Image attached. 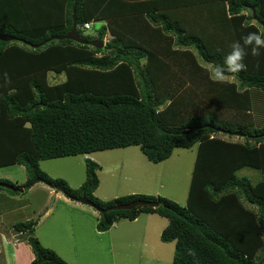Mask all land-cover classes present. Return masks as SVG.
I'll use <instances>...</instances> for the list:
<instances>
[{"label": "trees", "instance_id": "obj_1", "mask_svg": "<svg viewBox=\"0 0 264 264\" xmlns=\"http://www.w3.org/2000/svg\"><path fill=\"white\" fill-rule=\"evenodd\" d=\"M74 6L82 39L97 40L83 27L103 22V49L51 39L71 31ZM250 32L264 34V0H0V35L14 38L0 40V169L19 165L28 176L22 185L0 183L23 195L37 182L62 186L103 209L158 202L100 215L98 231L157 214L169 221L161 240L176 243L172 264H264V48L256 57L246 48L244 70L225 83L207 71ZM51 74L65 80L53 83ZM196 145L185 206L143 194L104 202L94 195L100 167L89 159L76 191L40 169L41 161L131 146L157 164ZM243 168L261 171L262 181L238 178ZM4 192L21 195L0 186ZM37 224L14 225L31 234V264H69L33 235Z\"/></svg>", "mask_w": 264, "mask_h": 264}, {"label": "rangeland", "instance_id": "obj_2", "mask_svg": "<svg viewBox=\"0 0 264 264\" xmlns=\"http://www.w3.org/2000/svg\"><path fill=\"white\" fill-rule=\"evenodd\" d=\"M102 24L93 23L90 30H84V36L99 38L98 32ZM109 40L108 34L103 39V44L106 46ZM50 79L53 83H61L65 80V76L51 74ZM230 79L233 80V77ZM214 136L235 142L247 141L237 135L224 136L217 133ZM197 155L198 145L191 149L177 148L168 160L154 164L142 153L139 146H133L84 156L46 160L41 162V169L46 173L49 172L54 178L64 179L76 191L87 181L85 161L89 159L100 167L97 170L100 185L94 195L104 202H111L135 192V194L170 199L185 206L191 191ZM5 174L20 179L25 171L18 166L1 168L0 176ZM236 174L240 179L249 180L253 186L262 181L263 177L261 171L249 168L240 169ZM20 196L21 199L28 197L23 194ZM9 202L3 199L1 212L4 213L10 207ZM77 204L78 207H73L64 203L62 199L54 201L52 214L51 211H44L43 217L38 216L40 222L38 226L36 225L33 234L43 246L54 250L67 263H173L176 243H164L161 240V233L164 230L159 233L164 223L166 225L164 229L169 225L166 218L157 214H142L136 222L122 219L110 230L99 232L97 228L101 220L99 212L90 205ZM247 206L250 208L249 205ZM31 214V211L25 210L10 214L6 222L3 218L5 226L0 228V234H17L14 225L21 220H33V217L29 216ZM49 214L51 215L47 218ZM145 220L156 222L147 226ZM19 248H22V245ZM0 264H14V261L12 258L9 259L8 255H0Z\"/></svg>", "mask_w": 264, "mask_h": 264}, {"label": "crops", "instance_id": "obj_3", "mask_svg": "<svg viewBox=\"0 0 264 264\" xmlns=\"http://www.w3.org/2000/svg\"><path fill=\"white\" fill-rule=\"evenodd\" d=\"M24 169L23 166H18ZM0 179H7L9 181H12L16 185H22L27 180L26 171L25 174L20 177V179L11 177L10 175L5 174V176H0ZM135 194V192H133ZM24 194V193H21ZM131 194V193H129ZM28 197L21 199L20 195H11L9 193H0V207L2 206L1 202L4 200L10 201L9 202V208L3 212H1L0 209V228L4 227V223L7 220V217L12 213H20L24 212L25 210L31 211L32 214L29 215L30 217H33V221H37L38 224L40 222V219H38V216L41 215L43 217L44 211L48 212L51 211V214L53 212V205L54 201L62 199V201L68 205L78 207L77 203H72L68 201L61 193H56L53 189L48 187L47 185L43 183H37L34 185L27 194ZM53 196L55 199H53ZM24 200L26 202H24ZM47 215V218L51 215ZM153 215V214H148ZM161 217V216H160ZM3 218L5 222L3 223ZM45 218V217H44ZM139 219V218H138ZM137 219V220H138ZM28 221V220H27ZM32 221V220H31ZM136 222V220H135ZM156 222L155 220H145V223L147 226L149 224H152ZM37 224V226H38ZM11 223H9V226ZM164 225L161 226L159 233H161L164 230ZM11 229V228H10ZM162 234V233H161ZM20 235H8L7 233L0 234V255H8L9 259H13L14 264H31V262L34 259V254L31 250V248L27 245L26 239L23 236ZM19 240L20 242H17ZM20 245H22V248H19Z\"/></svg>", "mask_w": 264, "mask_h": 264}, {"label": "clouds", "instance_id": "obj_4", "mask_svg": "<svg viewBox=\"0 0 264 264\" xmlns=\"http://www.w3.org/2000/svg\"><path fill=\"white\" fill-rule=\"evenodd\" d=\"M103 23V22H101ZM86 24H88L89 26L87 27ZM83 27L84 30H90L91 27H92V23H86ZM100 39V38H98ZM97 39V40H98ZM102 39V38H101ZM242 40H243V44H241L240 41H236L234 42L232 45H231V51L223 58V62L222 63H211V66L210 68L207 70L209 72V78L214 82V83H225L227 82L229 76L233 75V74H236V73H239L241 72L242 70H244L245 68V64L243 63L244 61V58L245 56L248 54L246 52V48H250L251 49V55L256 57V56H259L260 55V49L261 48H264V34H257L255 32H250L248 33L246 36L242 37ZM103 42V40H102ZM105 46V45H104ZM103 49V48H102ZM101 50V49H100ZM133 147V146H131ZM129 148V147H128ZM111 151V150H110ZM88 159H86L87 161ZM85 161V162H86ZM92 161V160H91ZM41 162H44V161H41ZM41 162H40V169H41ZM14 166H19V165H14ZM12 167V166H10ZM25 168V167H24ZM42 170V169H41ZM26 171V169H25ZM46 171V170H45ZM42 172H44L42 170ZM46 173V172H45ZM48 175L50 174L49 172H47ZM46 173V174H47ZM26 175H27V172H26ZM51 175V174H50ZM49 175V176H50ZM52 177V175H51ZM54 178V176H53ZM58 179H62V178H58ZM27 180H28V176H27ZM26 180V182H27ZM64 180V179H62ZM25 182V183H26ZM67 182V181H66ZM37 183H43V182H37ZM36 183V184H37ZM2 184V183H0ZM5 184V183H4ZM35 184V185H36ZM45 184V183H43ZM46 185V184H45ZM100 185V184H99ZM17 186V185H16ZM34 186V185H33ZM32 186V187H33ZM48 186V185H47ZM69 188L73 189L69 184H68ZM31 187V188H32ZM50 187V186H48ZM82 187V186H81ZM80 187V188H81ZM5 188V187H4ZM30 188V189H31ZM51 189H53L56 193H61L64 198H66L68 201L72 202V203H83L81 202V199L84 197L86 198V196H82L80 197L79 199L77 200H74V199H71L69 197H67V195L65 194V191L63 189L62 186H57L55 188L53 187H50ZM61 188V189H60ZM79 188V189H80ZM99 188V187H98ZM97 188V189H98ZM16 189H23V192H18V191H15V192H18V193H24L25 192V189L24 188H16ZM29 189V190H30ZM78 189V188H77ZM28 190V191H29ZM96 192V191H95ZM94 192V193H95ZM132 195V194H130ZM53 199H55V197L53 196ZM87 200H89L88 198H86ZM90 201V200H89ZM137 201V200H136ZM91 202V201H90ZM134 202V201H133ZM131 203V202H130ZM85 204V203H83ZM94 204V203H93ZM119 203H116L115 205H117ZM129 204V203H128ZM86 205H89V204H86ZM95 205V204H94ZM114 205V206H115ZM121 205V204H120ZM91 206V205H90ZM93 207V206H92ZM113 207V206H112ZM95 208V207H93ZM99 208V207H98ZM111 208V207H109ZM97 210V208H95ZM103 209V208H101ZM108 209V208H106ZM99 212L100 215H105L103 213H101L99 210H97ZM116 211H120V210H116ZM109 212V211H108ZM101 217V216H100ZM137 220V219H136ZM117 223V222H116ZM115 225V223L113 224V226ZM112 226V227H113ZM111 227V228H112ZM12 230V229H11ZM14 230V229H13ZM15 231L17 232V230L15 229ZM15 235H18V234H15ZM14 235V236H15ZM26 235H30L28 233H26ZM20 236H23L25 239H26V243L27 245L31 248V246L29 245L28 243V237H25V234H21ZM19 236V237H20ZM17 242H20L19 240H17ZM188 254L189 255H195V250L194 249H189L188 250ZM34 260V259H33ZM32 263V262H31Z\"/></svg>", "mask_w": 264, "mask_h": 264}, {"label": "water", "instance_id": "obj_5", "mask_svg": "<svg viewBox=\"0 0 264 264\" xmlns=\"http://www.w3.org/2000/svg\"><path fill=\"white\" fill-rule=\"evenodd\" d=\"M73 26L72 29L69 33L63 35V36H57V37H52L51 39H58V40H63V39H69V40H73V41H77L81 44L84 45H88V46H93L95 48L98 49H102L104 47V44L102 42V39H98V40H91V41H87L81 38V36L78 34L77 31V19H76V6H74V14H73ZM14 38L9 36V35H0V40L5 41V42H9L12 41ZM240 136H245V134L238 132L237 133ZM0 186L5 187L9 190H13V191H18V192H23V189H16L11 185L8 184H0ZM61 189V188H60ZM81 202L85 203V204H89L95 208H97V210H99L101 213L106 214L108 211H113V210H133L134 208L138 207V206H153V207H158L159 203L158 202H153V201H148V200H137L134 202H131L129 204H117L111 208L108 209H101L98 208L96 205H94L92 202H90L89 200H87L86 198H82Z\"/></svg>", "mask_w": 264, "mask_h": 264}, {"label": "built area", "instance_id": "obj_6", "mask_svg": "<svg viewBox=\"0 0 264 264\" xmlns=\"http://www.w3.org/2000/svg\"><path fill=\"white\" fill-rule=\"evenodd\" d=\"M86 26L88 27L89 25H88V24H86Z\"/></svg>", "mask_w": 264, "mask_h": 264}]
</instances>
